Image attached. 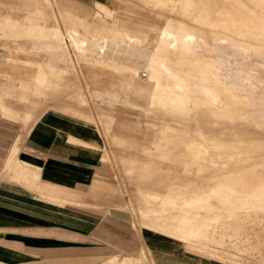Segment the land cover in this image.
I'll return each mask as SVG.
<instances>
[{"label": "rangeland", "instance_id": "obj_1", "mask_svg": "<svg viewBox=\"0 0 264 264\" xmlns=\"http://www.w3.org/2000/svg\"><path fill=\"white\" fill-rule=\"evenodd\" d=\"M94 1L106 3L100 4L107 11H99ZM197 1L198 5L176 7L175 16L186 17V21L172 22L169 32L176 41L162 40L152 31L139 40H130L125 33L118 39L123 102L104 97L96 103L76 58L87 49L66 36L70 30L66 31L61 19V6L77 10L89 26L97 17L110 23L114 17L127 18L132 31L161 26L170 8L145 0H0V110L11 105L18 111L26 106L36 120L45 111L27 103L38 98L36 74L51 55L24 33H38L29 32V26H59L76 73L68 79L80 83L91 112H74L63 99L55 102L57 111L98 126L102 160L110 175L107 199L120 198L119 208L135 229L180 240L170 234V226L157 229L155 222L144 220L140 227L133 206L139 192L164 196L170 190H186L189 214L182 213L183 221L189 237L196 240H180L184 245L174 241L176 246L224 264H264V0ZM10 23L27 26V31L21 27L14 32ZM105 29L110 33L101 40L105 42L103 55L108 57L109 36L123 32ZM186 35H194L195 40L187 41ZM110 82L103 77L97 88L110 89ZM99 110L114 117L112 133L106 132ZM11 114L6 119L22 130V117ZM128 166L136 168L138 175L125 173L123 168ZM203 207L207 214L198 213ZM211 209L218 212L208 213ZM198 223L209 230V239L199 238ZM141 251L147 258L145 264H155L143 247L122 264L140 258Z\"/></svg>", "mask_w": 264, "mask_h": 264}, {"label": "crops", "instance_id": "obj_2", "mask_svg": "<svg viewBox=\"0 0 264 264\" xmlns=\"http://www.w3.org/2000/svg\"><path fill=\"white\" fill-rule=\"evenodd\" d=\"M96 2L99 11H107L101 6L102 2L94 1L93 4ZM189 2L198 5L197 0H145L147 4L170 8L169 16L163 19L165 22L156 25L168 31L172 29V22L186 21V17L175 16L176 7L179 4L186 7ZM26 9L35 11L29 6ZM61 9L66 31L78 29L79 39L85 42L87 51L82 56L76 54V58L92 100L98 103L105 97L112 102H123L119 89L123 85L122 46L117 41L124 33L139 40L152 30L132 31L129 19L121 17L112 18V24L97 17L89 26L88 20L79 16L77 10L63 6ZM8 25L14 32L21 27L27 28L16 23ZM106 27L123 32L109 36L111 51L108 57L103 55L105 42L101 40L107 37ZM27 30L38 32L24 33V36L33 37L38 48L51 55L49 63L40 65L36 74L34 94L38 98L27 103L45 111L36 120L26 106L18 111L11 105L0 110L4 117L0 116V264H106L111 261L122 264L126 258L136 255L140 247L148 251L155 264H224L176 246L177 242L184 245L180 240L189 243L196 240L189 237V227L183 221L182 213L189 214L186 190H170L164 196L139 192L140 198L133 206L140 217V227L144 220L155 222L157 229L165 230L170 226V234L180 240L159 236L160 233L156 235L158 232L152 234V230L144 233L145 230L135 229L131 219L119 208L120 198L107 199L105 187L110 175L102 160L103 140L98 126L57 111L59 107L55 102L63 99L74 112H91L80 83L68 79L69 74L76 73L65 51L64 34L57 25L53 28L29 26ZM70 32L66 33L69 39L73 34ZM103 77L111 79L110 89L97 88ZM9 84L10 78H7L6 85ZM142 111L148 115L147 111ZM11 113L22 117V130L20 125H12L6 119ZM98 115L106 132L112 133L114 117L100 110ZM123 170L132 176L138 175L136 168L128 166ZM205 210L203 207L198 213L207 214ZM216 212L211 209L208 213ZM177 213L180 215H173ZM198 225L201 226L199 238L209 239L206 238L209 230L201 223ZM144 260L147 258L141 251L140 258L127 264H145Z\"/></svg>", "mask_w": 264, "mask_h": 264}, {"label": "bare ground", "instance_id": "obj_3", "mask_svg": "<svg viewBox=\"0 0 264 264\" xmlns=\"http://www.w3.org/2000/svg\"><path fill=\"white\" fill-rule=\"evenodd\" d=\"M181 3V2H180ZM189 5H190V2H189ZM221 8V7H220ZM220 10V9H219ZM64 17V16H63ZM113 20V19H112ZM176 21H178V20H176ZM82 23V22H81ZM112 24V23H111ZM118 26H120V25H118ZM89 27V26H88ZM116 28V27H115ZM72 29V28H71ZM112 30H115V29H113L112 28ZM122 30V29H121ZM118 31V30H117ZM126 31V30H125ZM84 32V31H83ZM112 32V31H111ZM152 32H155V33H157L158 34V36L162 39V40H164V39H175V41H176V36H175V34L174 33H172V32H169L168 30H166L164 27H158V26H155V27H153V29H152ZM60 33V32H59ZM70 33H73L72 34V37L70 38V40L72 41V42H74V43H76V45H81V46H84L85 45V42L84 41H82V40H80L79 39V37H78V35H81V34H78V33H81L78 29H74L73 28V31L72 32H70ZM86 33V32H85ZM99 33V32H98ZM105 33H110L109 31H106L105 30ZM116 34V33H115ZM126 34V33H125ZM109 35V34H108ZM114 35V34H113ZM85 36H87V35H85ZM107 36V35H106ZM111 36V35H110ZM115 36V35H114ZM126 36H128L127 34H126ZM89 38V37H88ZM102 38V37H101ZM130 38V37H129ZM76 39H79V40H77L76 41ZM105 39V38H104ZM132 39H134V38H130V40H132ZM185 39L187 40V41H194L195 40V37H194V35H186L185 36ZM90 40V39H89ZM138 40V39H137ZM93 41V40H92ZM94 42V41H93ZM178 42V41H177ZM219 43H221V42H219ZM223 43V42H222ZM177 44V43H176ZM173 46H175V43H174V45ZM172 46V47H173ZM103 52H105V49H103L102 50ZM165 69L167 70V72L168 73H172L169 69H168V67H166L165 66ZM175 75V74H174ZM212 96V95H211Z\"/></svg>", "mask_w": 264, "mask_h": 264}]
</instances>
